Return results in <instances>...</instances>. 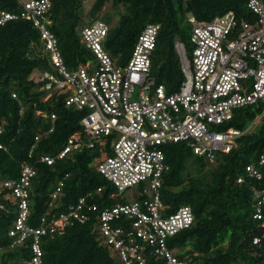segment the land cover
I'll use <instances>...</instances> for the list:
<instances>
[{"label": "trees", "instance_id": "1", "mask_svg": "<svg viewBox=\"0 0 264 264\" xmlns=\"http://www.w3.org/2000/svg\"><path fill=\"white\" fill-rule=\"evenodd\" d=\"M50 1L49 28L69 69L96 61L80 41L82 25L105 21L109 28L103 47L124 65L142 28L150 22L160 23L150 76L168 94L177 91L184 80L175 42L181 41L191 56L190 15L209 20L233 10L238 20L254 19L248 0H88V5L85 0ZM106 3L112 10L99 15ZM0 8L17 12L19 6L15 0H0ZM113 16L116 20L110 25ZM43 70H50V65L33 24L18 18L0 26V181L17 179L24 163L34 166L36 174L27 196V223L32 226L39 224L41 216L58 214L82 196L99 208L122 202L119 195H111L116 188L96 168L97 162L112 153L110 136L97 137L93 147L72 150L52 164L40 160L45 154L55 157L72 135L83 136L80 119L85 114L66 106L63 95L45 99V81L39 80ZM50 113L55 114L53 122ZM260 115L259 123L249 128ZM228 125L243 133L228 152H214L213 160L194 153L183 141L162 145L169 169L160 187L161 200L169 212L189 204L194 213L189 227L167 238L168 247L175 248L176 256L187 264H264V238L252 242L261 232L260 221L253 218L252 187L264 188V164L260 179L249 177L245 170L248 164H257L264 147L263 106L237 108ZM239 176L242 182H237ZM59 182L60 191L51 199ZM10 193L0 186V264H20L31 255L30 238L12 245L13 237L8 234L18 212L17 199ZM88 213L91 218L86 223L67 225L41 238L43 264H122L95 239L96 211Z\"/></svg>", "mask_w": 264, "mask_h": 264}, {"label": "built area", "instance_id": "2", "mask_svg": "<svg viewBox=\"0 0 264 264\" xmlns=\"http://www.w3.org/2000/svg\"><path fill=\"white\" fill-rule=\"evenodd\" d=\"M15 1L17 12L0 8V26L21 18L37 29L50 65V70H43L39 77L45 81V99L63 95L66 106L85 111L80 119L83 136L72 135L55 157L45 154L40 160L52 164L72 150L93 147L97 137L110 136L112 153L97 162L96 168L116 188L111 195L134 186L143 189L128 202L100 208L82 196L58 214L41 216L39 224L32 226L27 223V196L36 170L24 163L17 179L0 181V186L9 189V195L18 202L17 216L8 231L12 245L31 239V255L20 264H43L41 238L67 225L86 223L91 218L89 211H96L95 239L122 264H187L176 256L175 248L168 247L167 238L189 227L194 213L189 204L169 212V206L161 200L160 187L169 169L162 145L183 141L194 153L213 160L214 152H228L243 133L228 125L237 108L260 103L264 113V0H248L247 7L254 14L252 21L238 20L233 10L209 20L190 15L191 56L177 40L184 80L177 91L169 94L150 76L160 23L150 22L142 28L124 65L103 47L109 28L105 21L96 19L82 25L80 41L94 53L96 61L69 69L49 28L51 1ZM49 116L53 122L55 114ZM263 164L264 147L257 164L245 167L247 175L260 179ZM243 179L239 176L237 182ZM61 185L59 182L50 194L51 199L58 195ZM252 194L253 218L260 221L261 228L260 234L252 238L257 244L264 238V188L252 187ZM139 195L145 196L137 199Z\"/></svg>", "mask_w": 264, "mask_h": 264}, {"label": "rangeland", "instance_id": "3", "mask_svg": "<svg viewBox=\"0 0 264 264\" xmlns=\"http://www.w3.org/2000/svg\"><path fill=\"white\" fill-rule=\"evenodd\" d=\"M88 4H89V1L88 0H85V5H88ZM111 10L112 9H111L110 3H106L104 5V7L102 8V10L99 12V15H102L103 13L109 12ZM85 19H87V18H85ZM115 20H116V16H113L110 25H112L115 22ZM190 32H191V29L189 31V34H190ZM259 121H260V116L255 119L253 125L258 124ZM251 129H252V127H251ZM142 190L143 189H138V186H134L132 188H128V189L124 190L121 194H119L118 198L122 202H128L129 200H131L132 197H135L137 195L136 194L137 191L142 192ZM144 193L148 194L149 193V190H145ZM112 254L114 255V253H112Z\"/></svg>", "mask_w": 264, "mask_h": 264}]
</instances>
